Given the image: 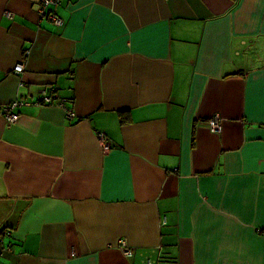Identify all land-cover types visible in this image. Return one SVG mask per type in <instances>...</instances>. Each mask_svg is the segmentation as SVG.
Segmentation results:
<instances>
[{
    "label": "crops",
    "instance_id": "0c3cea01",
    "mask_svg": "<svg viewBox=\"0 0 264 264\" xmlns=\"http://www.w3.org/2000/svg\"><path fill=\"white\" fill-rule=\"evenodd\" d=\"M53 11L0 0V110L53 100L0 114V264H264V0Z\"/></svg>",
    "mask_w": 264,
    "mask_h": 264
},
{
    "label": "built area",
    "instance_id": "2783aa9c",
    "mask_svg": "<svg viewBox=\"0 0 264 264\" xmlns=\"http://www.w3.org/2000/svg\"><path fill=\"white\" fill-rule=\"evenodd\" d=\"M60 2L61 0H40L41 11L46 13L48 17H51V19H53L54 23L57 26H63L64 24L63 20L60 17H58L57 14H55V12L53 11V7H57ZM15 67H16L15 72L17 73V75L18 73H21L24 70V66L22 64H18ZM51 103H53L52 97L49 95V93L43 92L42 98L40 100L30 101L28 99L19 98L17 100L10 102L8 105L3 106L1 108L0 114H2L5 117L7 124H11L19 120L20 115L17 113L16 110L19 109L21 106L30 107L34 104L48 105ZM68 116L72 118L74 116L73 112L69 111ZM209 129L215 133L222 131L220 122H218V120L216 119H212L209 122ZM104 146L106 148H109V146L106 144V141H104ZM120 248L127 257L133 256V252H131L130 248L128 247L127 241H125L124 239L121 240L120 242ZM147 264H153V263L148 261ZM158 264H165V263L159 261Z\"/></svg>",
    "mask_w": 264,
    "mask_h": 264
},
{
    "label": "trees",
    "instance_id": "16d2710c",
    "mask_svg": "<svg viewBox=\"0 0 264 264\" xmlns=\"http://www.w3.org/2000/svg\"><path fill=\"white\" fill-rule=\"evenodd\" d=\"M121 122H125L124 119H122Z\"/></svg>",
    "mask_w": 264,
    "mask_h": 264
}]
</instances>
